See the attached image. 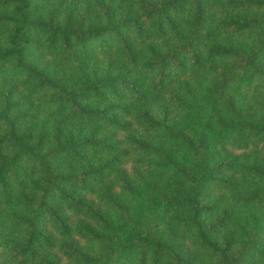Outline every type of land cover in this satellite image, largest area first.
I'll use <instances>...</instances> for the list:
<instances>
[{
    "label": "trees",
    "instance_id": "16d2710c",
    "mask_svg": "<svg viewBox=\"0 0 264 264\" xmlns=\"http://www.w3.org/2000/svg\"><path fill=\"white\" fill-rule=\"evenodd\" d=\"M0 264H264V0H0Z\"/></svg>",
    "mask_w": 264,
    "mask_h": 264
}]
</instances>
